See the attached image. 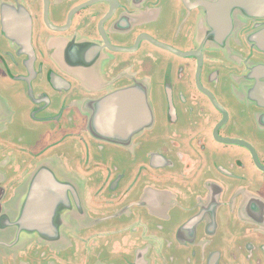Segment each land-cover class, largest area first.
<instances>
[{
  "label": "flooded vegetation",
  "instance_id": "flooded-vegetation-1",
  "mask_svg": "<svg viewBox=\"0 0 264 264\" xmlns=\"http://www.w3.org/2000/svg\"><path fill=\"white\" fill-rule=\"evenodd\" d=\"M0 264H264V0H0Z\"/></svg>",
  "mask_w": 264,
  "mask_h": 264
},
{
  "label": "water",
  "instance_id": "water-1",
  "mask_svg": "<svg viewBox=\"0 0 264 264\" xmlns=\"http://www.w3.org/2000/svg\"><path fill=\"white\" fill-rule=\"evenodd\" d=\"M146 92L142 89L131 88L122 90L104 100L94 108V115L91 121V130L99 137H106L112 134L111 140L116 141L117 130L120 129V121H124L127 130L134 134L145 128L152 120V111L148 104ZM131 126V127H130ZM109 134V135H110ZM42 171L34 183V193L39 187V180L43 177ZM33 197L30 198L31 210ZM41 217L22 216L17 225H31L34 228L39 226Z\"/></svg>",
  "mask_w": 264,
  "mask_h": 264
}]
</instances>
